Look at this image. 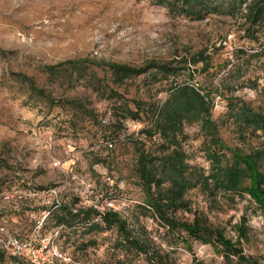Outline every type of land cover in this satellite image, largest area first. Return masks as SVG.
Segmentation results:
<instances>
[{
    "label": "rangeland",
    "instance_id": "1",
    "mask_svg": "<svg viewBox=\"0 0 264 264\" xmlns=\"http://www.w3.org/2000/svg\"><path fill=\"white\" fill-rule=\"evenodd\" d=\"M244 26L240 13L190 19L169 13L153 0H0V226L31 245L19 255L24 264H40L41 257L52 264L143 261L142 254L120 246L115 226L90 229V220L79 219L70 226L53 224V212L46 215L40 192L64 178L52 160L89 183L78 184L76 190L65 185L62 204L84 209L112 197L117 214L149 250L167 251L175 264H225L218 248L192 239L184 246L139 207L143 194L134 172L136 148L153 153L160 139L141 132L147 118L121 119L118 105L124 100L131 105V99L143 102V109L159 104L169 79L150 84L138 76L116 86L104 69L91 66L120 95L107 98L81 80L69 87L52 81L41 67L77 58L134 66L169 62L179 68L176 81L210 92L211 118L220 139L248 152L264 146V140L258 131L240 132L227 119L226 108V99L233 98L264 115L262 56L250 55L260 49L262 38L247 39ZM11 72L30 77L47 96L31 92ZM203 139L198 123L182 125L179 143L186 162L206 172ZM66 143L69 147L63 149ZM185 197L190 211L175 212L177 219L190 221L197 215L264 264V211L247 195L217 193L210 198L192 189ZM237 224L245 227L244 237L234 231ZM56 252L63 259L55 258ZM10 255L3 253L0 264H21Z\"/></svg>",
    "mask_w": 264,
    "mask_h": 264
},
{
    "label": "trees",
    "instance_id": "2",
    "mask_svg": "<svg viewBox=\"0 0 264 264\" xmlns=\"http://www.w3.org/2000/svg\"><path fill=\"white\" fill-rule=\"evenodd\" d=\"M174 15L190 19H202L209 14L234 15L240 13L245 24L244 37L257 41L260 49L251 52V56H262L264 65V0H153ZM239 51H242L239 49ZM3 53V51H0ZM91 66L104 69L111 84L120 86L129 79L141 76L145 83L154 84L168 81L165 96L159 104L148 103L143 109V102L131 99V105L124 100L120 105V118L141 120L147 118L149 124L141 132L160 139L153 153L136 148L134 172L139 180L143 200L139 207L162 226L164 233H175L184 246L187 240L209 243L218 248L225 264H258L256 258L245 255L234 241L225 238L193 215L190 221L180 220L174 213L190 211L185 194L197 189L212 198L217 193L241 197L247 195L254 206L264 211V146L259 145L248 152H241L229 147L218 136V125L211 118L212 98L209 91L198 84L176 81L179 68L169 62L146 61L141 65L111 61H95L89 58L67 59L56 64H46L41 70L52 81L59 80L67 87L78 81L85 84L100 97L114 98L120 96L117 91L103 82L90 70ZM11 76L25 83L27 88L41 96L44 91L33 84L30 77L11 72ZM227 119L232 118L240 132L246 130L259 132L264 140V115L254 111L244 103H236L233 98L226 99ZM196 122L202 132V151L208 162L204 172L199 167L189 165L179 143L182 125ZM46 209V207H43ZM53 212V224L70 226L76 220L89 222L90 229L115 226L120 234V246L142 254L143 261L135 264H175L167 251L149 250L147 244L132 234L124 219L111 211L97 213L92 208L72 211L69 205H60L50 209ZM97 218V220H92ZM238 238L245 236L243 224L234 226ZM6 251L0 248V258ZM23 257V256H22ZM13 260L24 264L19 256L10 255ZM122 264V263H116ZM194 264H202L199 261Z\"/></svg>",
    "mask_w": 264,
    "mask_h": 264
},
{
    "label": "built area",
    "instance_id": "3",
    "mask_svg": "<svg viewBox=\"0 0 264 264\" xmlns=\"http://www.w3.org/2000/svg\"><path fill=\"white\" fill-rule=\"evenodd\" d=\"M227 37H229V35ZM130 124L135 126V123L132 121H130ZM47 139L49 141L51 140L50 137H48ZM105 144L107 146H111V141L107 140L105 141ZM65 146L69 147V143H66L63 146V149H65ZM51 165L59 169L61 174L63 173L64 178L61 179L59 182L40 191L43 196L44 206L46 207L45 209L46 214L50 209H55L60 205H62L61 193L65 189V185L70 186V189L72 190H76L78 184L81 186L86 185V187H89V183H85L86 181L81 180L75 171H71V170L67 171L64 168H62L60 160H52ZM33 194H37L36 191H33ZM88 207L92 208L97 213H103L107 211L117 213V209L115 207L114 200L112 197L104 198L101 206L92 204L89 205ZM71 210L74 212L77 209L71 208ZM94 220H97V218H94ZM0 248L4 249L5 251L7 250L6 252L10 253L11 255L19 256L20 254H22V252L26 251L27 249L31 250V245L27 241H21L15 235L6 234L3 227L0 226ZM53 256L55 258L63 259L61 253L59 252L54 253ZM39 262L40 264H52V261L49 258H45V257L39 258Z\"/></svg>",
    "mask_w": 264,
    "mask_h": 264
}]
</instances>
